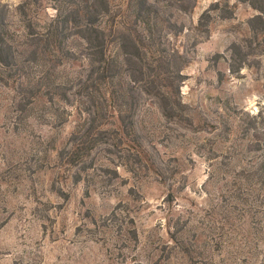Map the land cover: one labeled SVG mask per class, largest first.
Instances as JSON below:
<instances>
[{
    "label": "rangeland",
    "instance_id": "obj_1",
    "mask_svg": "<svg viewBox=\"0 0 264 264\" xmlns=\"http://www.w3.org/2000/svg\"><path fill=\"white\" fill-rule=\"evenodd\" d=\"M20 1L0 3L13 8ZM111 1L124 8L127 0ZM42 2L49 14L55 13L49 0ZM215 2L208 34L198 37L189 53L181 92L196 120L219 128L201 131L166 122L145 98L137 112L143 158L159 162L162 157L170 168L178 167L165 182L153 172L134 176L118 165L120 179L106 183L97 178L86 194V182L74 183L57 154L74 127V108H68L67 121L60 124V111L46 101L22 111L12 87L0 84V264H264V232L254 234L252 219L247 214L239 218L241 206L233 209L219 185L205 182L207 149L243 144L238 137L251 115L257 114L264 128V50L257 49L235 74L220 57L248 34L252 6L243 0H196L178 19L195 24ZM195 37L185 32L170 43L187 48ZM223 121L231 132L220 142L215 133ZM168 192L173 193L170 203ZM119 203L122 216L107 221ZM129 216L132 223L125 222ZM176 220L184 225L181 235L191 246V257L170 237ZM129 227L136 229V240L125 234Z\"/></svg>",
    "mask_w": 264,
    "mask_h": 264
},
{
    "label": "trees",
    "instance_id": "obj_2",
    "mask_svg": "<svg viewBox=\"0 0 264 264\" xmlns=\"http://www.w3.org/2000/svg\"><path fill=\"white\" fill-rule=\"evenodd\" d=\"M243 1L255 10L246 20L248 34L230 43L226 57L220 55L234 74L257 49L264 50V0ZM49 3L54 14L46 11L42 0H21L13 8L0 3V84L12 87L22 111L46 101L60 111V124L67 121L68 108H74V127L57 154L59 163L71 170L74 183L86 182V194L97 178L106 183L120 179L118 165L134 176L153 172L164 182L175 177L178 167L170 168L162 157L159 162L143 158L137 112L145 98L157 106L166 122L201 131L219 128L196 120L181 92L189 53L198 37L208 34L218 2L188 26L178 14L190 12L196 0H127L124 8L111 0ZM185 32L196 35L187 48L170 43ZM257 118L251 115L242 124L238 138L243 144L234 142L220 151L209 148L205 156L209 163L205 182L219 185L233 209L241 206L239 218L247 214L252 219L254 234L264 232V128ZM221 125L222 132L215 134L217 141L225 142L231 126L224 121ZM245 183L247 187L242 188ZM172 200L173 193L168 192L166 201ZM123 206L117 204L106 220L122 216ZM125 222L132 223L133 218ZM183 230V223L174 221L170 237L191 257ZM126 233L137 239L134 227L126 228Z\"/></svg>",
    "mask_w": 264,
    "mask_h": 264
}]
</instances>
